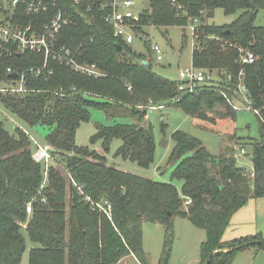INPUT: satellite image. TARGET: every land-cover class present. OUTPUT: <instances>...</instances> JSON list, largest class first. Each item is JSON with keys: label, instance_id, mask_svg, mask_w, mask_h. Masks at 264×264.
<instances>
[{"label": "trees", "instance_id": "trees-1", "mask_svg": "<svg viewBox=\"0 0 264 264\" xmlns=\"http://www.w3.org/2000/svg\"><path fill=\"white\" fill-rule=\"evenodd\" d=\"M65 1L72 23L62 28L59 43L70 48L78 61L95 64L102 75L92 78L50 63V75L47 71L40 77L26 75V94H0V107L30 127L53 126L45 146L69 179V212L66 216L67 182L63 175L53 165L46 169L45 160L35 162L32 155L37 146L28 135L18 128L9 134L0 122V264L20 263L25 250L22 230L38 244L30 249L27 264H116L129 254L139 264H150L142 243L144 221L164 227L163 251L157 264H168L174 216L186 218L204 231L199 264L208 259V264H231L239 251L264 249V237L259 233L223 241L233 214L248 200L264 198V26L255 25L264 0H147L139 12L135 34L148 26L183 29L197 21L191 64L209 79L193 92L181 91L178 81L155 74L142 55L114 37L113 28L104 20L107 10L102 0H80L76 6L73 0ZM216 9H222L226 16L240 13L229 24H204ZM16 15L23 24L43 17L29 15L20 7ZM149 51L154 55L151 45ZM245 52L255 56L253 63H240ZM41 65L40 55L0 49V81L10 80L7 68L22 73ZM214 72L222 79L219 86L211 78ZM240 94L245 95L257 117L259 139L236 138L233 146L231 137L224 138L214 157L188 134H172L168 165L183 180L184 200L168 184L107 164L104 154L113 139L122 141L117 152L121 158L142 168L153 163L155 142L150 125L145 123L151 107H173L214 124L215 107L223 109L222 117L234 120L236 109L231 101ZM89 107L102 109L110 119H132L130 125L96 129L90 143L103 153L75 142L77 129L90 118ZM237 145L250 148L252 176L237 165ZM85 197L108 202L110 217ZM186 200L190 203L182 210ZM28 203L29 214L25 210ZM24 222L26 226L21 225Z\"/></svg>", "mask_w": 264, "mask_h": 264}, {"label": "rangeland", "instance_id": "rangeland-1", "mask_svg": "<svg viewBox=\"0 0 264 264\" xmlns=\"http://www.w3.org/2000/svg\"><path fill=\"white\" fill-rule=\"evenodd\" d=\"M135 7L133 11L140 12L142 7L147 6V0H134ZM240 13L226 16L222 9H216L214 16L204 22L210 25L220 26L231 23ZM256 26H264V10H260L255 19ZM150 45H158L161 49L162 59L157 61L155 56L149 51ZM193 45V33L190 25L185 28L171 26L168 28H156L148 26L143 29L141 34L133 36V42L128 48L137 55H142L151 66L152 71L170 81H177L179 70L191 67V55ZM214 84L218 86L222 79L218 78L216 73L211 74ZM236 100V101H235ZM231 101L235 107L234 120L222 117L223 109L215 107L213 113V123H205L200 120L191 118L180 109L173 107H155L147 110L146 125H150L155 142L154 161L149 168H142L137 163L125 160L117 155L122 144L120 139H113L110 143L109 150L104 154L107 164L126 173L149 179L153 182L168 184L172 186L180 200H184L183 180L174 175V169L168 165L170 152L173 148L171 138L175 131H181L197 139L201 145L214 157H217L222 146V139L231 137L233 146L236 138L257 140L260 137L259 124L255 113L250 109L249 102L245 95H239ZM89 120L81 123L76 131L75 142L80 147L95 149L96 153H103L99 146H92L90 143L91 136L96 133L98 127H115L116 125H130V117H117L110 119L106 113L98 107H89ZM0 122L3 128L9 134L15 133L16 128L20 127L39 143L40 147L46 149L45 139L52 132L53 126L37 125L30 127L28 124L20 121L14 115L7 111L0 114ZM163 124V127L161 126ZM20 130V129H19ZM21 131V130H20ZM35 153V152H34ZM33 153V155H34ZM250 148L247 147V153H240V146H235V157L237 165L245 172H252L250 161ZM32 155V159L37 162ZM53 165L56 171H59L67 182L66 194V216L69 212V188L68 177L65 170L56 162L53 157L45 160V168ZM46 180V178H45ZM44 180V183H45ZM85 200V199H84ZM182 210L187 208L182 202ZM247 211V210H242ZM101 212V211H99ZM251 214L249 211H247ZM246 212V213H247ZM236 213V212H235ZM245 213V212H244ZM26 226L27 223H21ZM142 243L144 252L148 255L150 264H157L163 251L164 227L159 223L144 221L141 226ZM68 225L65 227L66 237L68 235ZM25 239V250L21 256L19 264H27L29 260V251L31 248L38 247V244L32 243L27 233L21 231ZM173 234L174 239L171 246L170 258L168 264H199V246L205 240V233L192 225L186 218L179 216L173 217ZM238 235L236 228L229 224L226 228L223 241L229 243ZM66 264V262H65ZM116 264H139L132 256L122 257ZM231 264H264V249L254 250L247 249L235 254Z\"/></svg>", "mask_w": 264, "mask_h": 264}, {"label": "built area", "instance_id": "built-area-1", "mask_svg": "<svg viewBox=\"0 0 264 264\" xmlns=\"http://www.w3.org/2000/svg\"><path fill=\"white\" fill-rule=\"evenodd\" d=\"M75 6L80 4V0H73ZM103 9L107 10L104 20L113 28L114 37L122 39L125 43L131 44L134 29L140 21L139 12L133 11L134 0H102ZM22 8L23 12L29 15H42L43 17L34 22L23 24L19 17L15 18L17 8ZM19 22H18V21ZM72 23V15L68 10L65 0H0V49L11 50L20 53H30L42 57V65L18 73L12 68H7L10 80L0 81V94H13L22 96L28 92L26 75L28 73L35 77H40L44 72L48 75L52 70H47L50 63L67 67L82 75L97 78L102 74L95 64L80 62L75 53L68 47L59 43V34L63 27ZM197 21L194 20L190 29L195 31ZM152 52L157 61L162 59V52L158 45H151ZM255 60V56L250 52H245L240 56L241 64H250ZM16 74V78L11 75ZM241 75V72L239 73ZM209 77L202 70L190 68L181 69L178 72V89L193 92L195 87L206 83ZM241 88V86H240ZM155 107H151L154 109ZM235 108V107H234ZM0 107V114H3ZM28 135L29 139L37 146L33 158L39 162L49 157L47 149L39 146L38 142L29 133L18 127ZM240 153L245 154V150L240 148ZM86 201H91L85 197ZM94 208L110 217L111 206L108 202H92ZM190 200L184 204L188 205ZM26 213L31 212V204L26 205Z\"/></svg>", "mask_w": 264, "mask_h": 264}, {"label": "crops", "instance_id": "crops-1", "mask_svg": "<svg viewBox=\"0 0 264 264\" xmlns=\"http://www.w3.org/2000/svg\"><path fill=\"white\" fill-rule=\"evenodd\" d=\"M244 150L246 154L247 148ZM248 174L252 176V172ZM242 210H247L251 214ZM229 224H232L238 231V235L234 239L258 233L264 237V198L248 200L243 207L233 214Z\"/></svg>", "mask_w": 264, "mask_h": 264}, {"label": "water", "instance_id": "water-1", "mask_svg": "<svg viewBox=\"0 0 264 264\" xmlns=\"http://www.w3.org/2000/svg\"><path fill=\"white\" fill-rule=\"evenodd\" d=\"M118 48L120 49L121 47H118ZM143 64L145 65L146 64V61H143ZM11 77L12 78H16V74L11 75ZM243 90H244V88H243ZM208 262H209V259L206 261L205 264H208Z\"/></svg>", "mask_w": 264, "mask_h": 264}]
</instances>
